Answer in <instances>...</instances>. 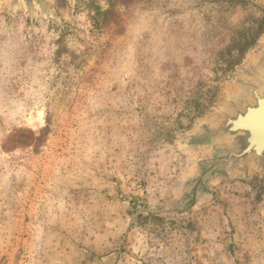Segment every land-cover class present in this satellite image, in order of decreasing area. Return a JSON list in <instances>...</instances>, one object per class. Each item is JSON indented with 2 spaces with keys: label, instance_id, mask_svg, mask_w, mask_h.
<instances>
[{
  "label": "rangeland",
  "instance_id": "obj_1",
  "mask_svg": "<svg viewBox=\"0 0 264 264\" xmlns=\"http://www.w3.org/2000/svg\"><path fill=\"white\" fill-rule=\"evenodd\" d=\"M52 1L0 5V264H264L257 174L170 212L264 0Z\"/></svg>",
  "mask_w": 264,
  "mask_h": 264
},
{
  "label": "water",
  "instance_id": "obj_2",
  "mask_svg": "<svg viewBox=\"0 0 264 264\" xmlns=\"http://www.w3.org/2000/svg\"><path fill=\"white\" fill-rule=\"evenodd\" d=\"M2 3L11 11L25 8L29 15L55 13L52 0H0ZM230 83L231 89L211 114L183 140L199 158L183 182L179 207L170 211L173 215L209 200L215 183L233 174H257L264 186V45Z\"/></svg>",
  "mask_w": 264,
  "mask_h": 264
},
{
  "label": "trees",
  "instance_id": "obj_3",
  "mask_svg": "<svg viewBox=\"0 0 264 264\" xmlns=\"http://www.w3.org/2000/svg\"><path fill=\"white\" fill-rule=\"evenodd\" d=\"M264 31V19L262 21V25L260 26V29L258 30V32L252 37V39L247 42L243 48H242V51H246L247 50V46L255 43L257 41V39L259 38V36L263 33Z\"/></svg>",
  "mask_w": 264,
  "mask_h": 264
},
{
  "label": "bare ground",
  "instance_id": "obj_4",
  "mask_svg": "<svg viewBox=\"0 0 264 264\" xmlns=\"http://www.w3.org/2000/svg\"><path fill=\"white\" fill-rule=\"evenodd\" d=\"M9 4V3H8Z\"/></svg>",
  "mask_w": 264,
  "mask_h": 264
}]
</instances>
